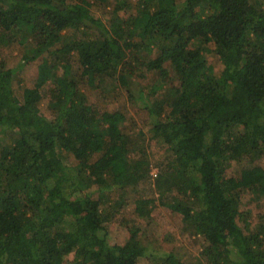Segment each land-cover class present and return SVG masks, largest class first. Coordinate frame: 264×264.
<instances>
[{
  "label": "trees",
  "instance_id": "obj_1",
  "mask_svg": "<svg viewBox=\"0 0 264 264\" xmlns=\"http://www.w3.org/2000/svg\"><path fill=\"white\" fill-rule=\"evenodd\" d=\"M105 76L147 133L97 107ZM263 157L264 0H0V264H186L149 239L157 207L201 264H264Z\"/></svg>",
  "mask_w": 264,
  "mask_h": 264
},
{
  "label": "rangeland",
  "instance_id": "obj_2",
  "mask_svg": "<svg viewBox=\"0 0 264 264\" xmlns=\"http://www.w3.org/2000/svg\"><path fill=\"white\" fill-rule=\"evenodd\" d=\"M90 1H93V0H90ZM137 1L139 0H132L133 3H136ZM177 1L182 2L183 0H177ZM89 9L95 16L102 19L104 24H107L109 19L111 18L110 13H109L111 8L108 6V4H105V2L103 1L97 2V3L93 2L92 5L89 6ZM126 12L128 13V11ZM131 12H133L132 15L135 14V11L133 8L131 9ZM27 49H21V47H19L18 45L12 46L11 48H9L8 52H6V55L4 56L6 58V63L8 64V66L9 67L15 66L18 60L21 58L22 53L24 51L26 52ZM154 55L155 53L152 54V56ZM211 59L213 61L214 66L218 68L217 64L219 62H218L217 56L213 55ZM26 73H28V69H25V71L22 72L21 75L20 73H17V77H15V81L13 84H14V89L17 95H20L21 93L20 86L22 87L24 83L25 84L31 83L32 78L28 79L25 75ZM22 77H24L25 79L22 80ZM102 80H103V87L101 88V95L99 96L96 102L97 107H100V108L109 107L111 109V107L113 108V106H117L120 110H122L126 114V117L129 120L126 124L127 125V128L125 129L126 131H129L132 129L137 130L138 128H140V129H143V132L147 133V129L150 126V124H149V120L146 114V110L141 108L142 102L130 99L127 87L121 86L116 77L105 76ZM153 81H154V78H153L152 73H148L147 76H145L143 79L140 80V84L145 85V83L147 82L153 83ZM134 89H133V94L136 95L138 91V87L134 85ZM94 97L96 98V96ZM104 98H107V100ZM43 106L45 107V104ZM132 137L134 136L132 135ZM141 139L137 138V141L139 143L137 147L142 146L143 148H148L146 152L149 153L150 158H152L153 153L159 152V150H161L160 157L162 158L164 156L163 148L160 147L162 145H160L159 147L157 146L155 147L154 144L150 145L147 140L143 141ZM151 148H154V150H151ZM154 158H158V155H155ZM154 160L156 161L157 159H154ZM261 165L264 166V157L261 160ZM156 170L157 168L155 166L153 167L151 166L149 175H151V177H154ZM92 189L93 188H91L90 190ZM259 204L262 207L259 208V206L256 203L252 204L251 206L254 208L255 215H257L256 213H259L260 211L264 213V200H262V202H259ZM153 215H155L157 222L154 219V223L146 230V233L149 239H150V236H153L151 237L152 243L154 242L153 246L156 244L155 242L158 241L159 244L165 247L164 251H174L176 256H178V258H180V260L183 261L184 263L201 264V261L197 260V257L199 256V249L202 247V238L201 237L197 238V237H194V235L180 232L177 228L178 226H176V220L173 219V216L168 212L167 208L165 207L155 208ZM164 227L166 231L169 230L173 234V239L169 240L166 244H163L159 237L160 233H162V231L164 230L163 229ZM157 246L158 245H156V247ZM159 263L160 262L158 261L156 264H159Z\"/></svg>",
  "mask_w": 264,
  "mask_h": 264
}]
</instances>
